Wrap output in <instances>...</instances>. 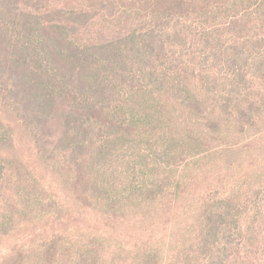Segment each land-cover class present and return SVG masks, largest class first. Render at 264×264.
I'll use <instances>...</instances> for the list:
<instances>
[{"label": "rangeland", "instance_id": "rangeland-1", "mask_svg": "<svg viewBox=\"0 0 264 264\" xmlns=\"http://www.w3.org/2000/svg\"><path fill=\"white\" fill-rule=\"evenodd\" d=\"M38 1L27 8H53L55 18H68L77 7L89 10L92 21L78 35L83 44L139 26L133 8L122 4ZM223 2L206 0L215 17L176 18L169 31L176 24L208 33L224 49L236 46L264 57V0ZM233 21L245 25L230 31ZM212 65L203 82L190 76L200 89L178 92L185 105L161 96L157 103L163 105L136 107L129 126L120 125L130 117L122 108L119 122L105 126L106 109L88 134L103 152L89 158L96 142L86 146L85 159L80 150L81 169L59 170L41 158L30 132L0 101V264H219L224 257L230 261L237 246L245 254L243 248L253 244L263 257L264 75L247 70L257 92L239 80L230 85L225 63ZM245 101L255 104L246 107ZM60 132L56 123L51 147L60 166L69 165L56 142ZM215 215L226 221L221 257L200 250L210 221L219 220Z\"/></svg>", "mask_w": 264, "mask_h": 264}, {"label": "trees", "instance_id": "trees-1", "mask_svg": "<svg viewBox=\"0 0 264 264\" xmlns=\"http://www.w3.org/2000/svg\"><path fill=\"white\" fill-rule=\"evenodd\" d=\"M30 1L39 2L0 0V101L30 132L37 154L59 170L85 168L78 158L79 151L85 159L86 146L96 142L90 141V128L106 109L110 118L105 126L117 124L122 109H128L125 113L130 117L126 115L120 125L129 126L135 121L136 107H157L161 96L178 99L185 105L186 96L178 92L188 91L192 85L200 89L199 84L191 83L190 76L200 75L198 79L203 82L211 63L214 69L226 64L233 75L230 85L239 80L259 92L258 84L247 80V70L250 66L264 75V57L253 51L247 54L236 46L224 49L208 33L185 31L176 24L169 31L176 18L191 14L215 17V10L203 5L206 0H100L107 8L120 4L133 8L139 26L124 33L108 32L107 38L85 40L84 44L78 35L92 21L89 10L77 7L69 11L70 17L55 18L53 8L42 12L27 8ZM220 7L226 10L224 2ZM143 23L145 26L140 28ZM243 25L233 21L230 31ZM188 46L191 52L186 55ZM254 104L243 103L246 107ZM193 106L197 107V103L193 102ZM56 123L61 128L56 142L63 145L69 165L61 162L60 166L56 159L59 155L51 147L54 142L50 132ZM96 143L89 153L93 160L103 152L100 142ZM220 217L210 221L200 246L204 255L221 257L217 249L223 243L220 232L226 221L222 218L221 222ZM255 247L256 244L248 246V250L243 248L245 254H241L237 246L228 255L230 261L224 257L219 264H264V256L259 257L257 251L255 254Z\"/></svg>", "mask_w": 264, "mask_h": 264}]
</instances>
